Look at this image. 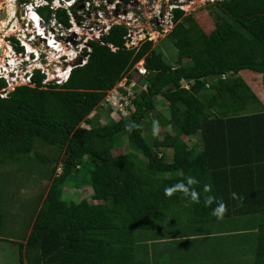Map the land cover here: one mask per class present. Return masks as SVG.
Returning <instances> with one entry per match:
<instances>
[{
    "label": "trees",
    "instance_id": "1",
    "mask_svg": "<svg viewBox=\"0 0 264 264\" xmlns=\"http://www.w3.org/2000/svg\"><path fill=\"white\" fill-rule=\"evenodd\" d=\"M217 4L213 18L220 22L209 32L193 13L181 17L182 10H175L179 20L163 38L176 48L172 63L151 41L126 48V27L114 25L101 36L103 43L89 41L87 61L73 67L63 84L43 85L36 70L34 86H17L0 97V164L32 163V152L37 165L52 163L46 166V193L37 194L22 218L20 264H146L147 247H162L163 238L178 234L175 229L186 236L201 233L220 200L227 204L224 216L264 211V204L254 209L247 202L257 195L264 203V106L246 81L264 82V0ZM39 12L51 16L48 6ZM54 14L68 25L64 9ZM140 59L147 74L128 73ZM126 73L138 85L134 110L126 106L125 115L105 95ZM160 99L164 111L157 109ZM102 106L105 123L88 118ZM146 120L151 129L159 121L161 137L144 135ZM132 122L138 127L128 131ZM39 142L54 147L56 155L38 152ZM124 143L126 150L114 154ZM188 177L199 181L193 186L199 203L183 193L165 196L166 187ZM84 185H90L87 197H65V188ZM209 195L216 202L206 205ZM4 208L0 231L9 216ZM261 246L252 264H264Z\"/></svg>",
    "mask_w": 264,
    "mask_h": 264
},
{
    "label": "built area",
    "instance_id": "2",
    "mask_svg": "<svg viewBox=\"0 0 264 264\" xmlns=\"http://www.w3.org/2000/svg\"><path fill=\"white\" fill-rule=\"evenodd\" d=\"M6 1L0 4V31L4 28L0 39L6 47L0 48V80L5 82L0 87V97H6L17 86H34L32 77L36 70L43 74V85L67 80L71 68L87 61L91 51L89 41L103 43L101 36L114 25L126 27L123 36L126 48L137 49L145 41L157 44L179 20H174L175 10H182L183 17L192 13L191 5H195L193 0H11L10 5ZM205 1L208 0L201 2ZM43 4H48L51 10L48 19L34 13L35 7ZM18 5L22 8L20 19L16 17ZM58 7L65 10L68 25L56 19L54 12ZM1 13L7 17L6 23L1 20ZM109 46L116 49L112 44ZM78 58L80 63L76 64ZM132 70L138 76L148 72L143 59L134 63L128 73ZM128 73L105 95L108 103L116 97L117 108L124 114L129 111L126 106L134 110L131 99L138 85L134 78L129 81Z\"/></svg>",
    "mask_w": 264,
    "mask_h": 264
},
{
    "label": "rangeland",
    "instance_id": "3",
    "mask_svg": "<svg viewBox=\"0 0 264 264\" xmlns=\"http://www.w3.org/2000/svg\"><path fill=\"white\" fill-rule=\"evenodd\" d=\"M0 0V4H1ZM195 5H191L193 7V15L198 22V24L206 31L209 32L215 25L216 22L213 18L216 14V10L218 9V0H214V2L211 1H205V3H202L201 0H193ZM189 2V1H187ZM188 6V5H187ZM190 8V7H189ZM22 8L18 5L16 17L20 19V15L22 14ZM16 25V24H15ZM18 26L16 25L15 28ZM16 31V32H15ZM15 33H17V30L15 29ZM4 33L3 31H0V34ZM157 49L161 50L163 52L165 60L168 62H173V60L176 58L177 52L176 48L174 47L173 43L168 39H162L160 42L158 41L157 44H153ZM37 47H41V45H38ZM61 65V64H58ZM240 74V73H239ZM135 79V78H134ZM248 83H257L260 84V91L258 92L256 90V94L260 97V100L264 99V82L263 79L259 78L258 80H246ZM262 98V99H261ZM166 102L165 100L160 99L157 104V109H160V111H164L166 108ZM107 114L108 111L105 107H98L93 112H91L88 116V118L97 117V123L103 124L107 120ZM154 113L149 114V118H152ZM152 120V119H151ZM153 121V120H152ZM84 126H91V124H87L86 122L81 123ZM144 135H153L152 129L149 128L147 120L144 122ZM168 130V128H167ZM158 136H162V129L159 126V134ZM39 141V140H38ZM37 141V142H38ZM188 143H190L189 139H186ZM36 144V150L40 152L41 154L49 157H54L56 155V151L54 150V147L45 145L41 142L35 143ZM127 146L126 144H122L121 146L113 149L114 154H120L123 153L126 150ZM31 153V156L33 158V162L35 165H33L31 162L26 163V165H23L21 163H10L9 165H1L0 164V193L3 195L4 202H0V207L7 209L9 216L5 220L4 224L1 226L0 235H4V237H13L16 238V241H20L21 235L23 233V220L22 218L25 217L27 213L32 209V200L36 199L37 194L46 193L50 181L47 178L46 175V166H51L52 163L48 164H40L37 165V160L33 154ZM142 157V156H140ZM60 164L58 165L56 172L60 171ZM90 185L87 186H81L80 189H75V187L72 188H65L64 194L65 197L71 196L70 199L72 200H78L83 197H87L90 192ZM89 201H92L88 198ZM17 213V214H16ZM180 216H185L186 214L183 213V211L179 212ZM15 219L17 223H15ZM15 235V236H14ZM20 236V237H19ZM15 241V242H16ZM14 242V243H15ZM228 243V240L226 241ZM10 243L4 240H0V264H20L19 262V248L17 244ZM17 243V242H16ZM193 245V242L191 243ZM228 245H226L227 249ZM230 250L231 247H228ZM242 249V247L237 246L234 250L236 252H239ZM243 255H236V262L240 261L242 259ZM225 258V257H224ZM222 258V259H224ZM238 258V259H237ZM244 259V256H243ZM244 261V260H243ZM245 263V261H244Z\"/></svg>",
    "mask_w": 264,
    "mask_h": 264
},
{
    "label": "crops",
    "instance_id": "4",
    "mask_svg": "<svg viewBox=\"0 0 264 264\" xmlns=\"http://www.w3.org/2000/svg\"><path fill=\"white\" fill-rule=\"evenodd\" d=\"M248 85L256 93L257 84L251 82ZM260 89L259 87L258 91ZM261 103L264 106V99ZM195 140L196 136H193L190 142ZM256 196L248 197L247 202L251 203L254 209H259L260 204L264 203L259 198L256 199ZM176 231L177 235L162 239V247H147L146 264H252L258 252V244L264 248V211L222 218L214 215V218L204 225V230L195 235H181V230L175 229L174 232L177 233ZM0 238L7 239L11 244L16 241V238H7L4 235H0ZM16 242L14 244L18 245L19 241ZM166 242L168 246L164 245ZM226 245L231 249L227 251L229 248L226 249ZM237 246L242 247L239 252L234 250ZM144 252L145 250L141 254ZM240 254L244 259L242 256V259L236 262V255Z\"/></svg>",
    "mask_w": 264,
    "mask_h": 264
},
{
    "label": "clouds",
    "instance_id": "5",
    "mask_svg": "<svg viewBox=\"0 0 264 264\" xmlns=\"http://www.w3.org/2000/svg\"><path fill=\"white\" fill-rule=\"evenodd\" d=\"M31 1H33V0H31ZM44 6H48V4L36 6L34 13L38 16L40 13L39 8L44 7ZM58 9H62V8H59V7L56 8V10H58ZM37 21H38L37 17H35V22H37ZM76 60H75V62H76ZM71 70H72V68H71ZM71 70H70V72H71ZM67 80H65L59 84L58 83H54V84L60 85V84H63L64 82H66ZM183 84L185 87H186V85L188 87L187 83L183 82ZM110 103L112 104V106L114 108L119 106V101L116 97L110 98ZM125 115H126V113H125ZM125 127L128 131H132L134 128L138 127V125H136L135 122H132L130 124H126ZM152 134L154 137L158 136V134H159V121L153 122ZM198 183H199V181L195 177H188V178H186V181L181 180V181H178L177 183H175L174 185L166 187L164 189V194L166 197L170 198L173 195H175L176 193H183L184 196L190 197L192 199V201L199 203L200 202V193L198 191H196L195 188L193 187L194 185H196ZM211 190H212V186L210 184L204 185V192L205 193H209V192H211ZM232 196H233V198H236V193H233ZM213 202H216L215 196H211V195L206 196V198H205V204L206 205H211ZM226 212H227V204L224 201L220 200L217 202V207H215L213 209L212 214L219 217V218H222L226 214Z\"/></svg>",
    "mask_w": 264,
    "mask_h": 264
},
{
    "label": "bare ground",
    "instance_id": "6",
    "mask_svg": "<svg viewBox=\"0 0 264 264\" xmlns=\"http://www.w3.org/2000/svg\"><path fill=\"white\" fill-rule=\"evenodd\" d=\"M7 5H10L11 4V0H7ZM3 8H6V7H3ZM6 13V12H5ZM4 23H6V20H7V17L6 16H3L2 19H1ZM12 31V29H11ZM14 31V30H13ZM4 41L2 40V38L0 39V48H6L5 47V43H3ZM28 48H29V44H27Z\"/></svg>",
    "mask_w": 264,
    "mask_h": 264
},
{
    "label": "water",
    "instance_id": "7",
    "mask_svg": "<svg viewBox=\"0 0 264 264\" xmlns=\"http://www.w3.org/2000/svg\"><path fill=\"white\" fill-rule=\"evenodd\" d=\"M4 16V14L3 13H1V17H3ZM76 64H78V63H80V59L78 58L77 60H76V62H75Z\"/></svg>",
    "mask_w": 264,
    "mask_h": 264
},
{
    "label": "snow or ice",
    "instance_id": "8",
    "mask_svg": "<svg viewBox=\"0 0 264 264\" xmlns=\"http://www.w3.org/2000/svg\"><path fill=\"white\" fill-rule=\"evenodd\" d=\"M141 71H143V69H141Z\"/></svg>",
    "mask_w": 264,
    "mask_h": 264
}]
</instances>
